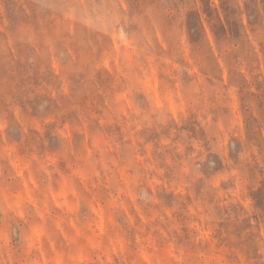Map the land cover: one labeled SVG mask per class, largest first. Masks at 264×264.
Returning a JSON list of instances; mask_svg holds the SVG:
<instances>
[{"label": "rangeland", "instance_id": "374dc122", "mask_svg": "<svg viewBox=\"0 0 264 264\" xmlns=\"http://www.w3.org/2000/svg\"><path fill=\"white\" fill-rule=\"evenodd\" d=\"M0 264H264V0H0Z\"/></svg>", "mask_w": 264, "mask_h": 264}]
</instances>
